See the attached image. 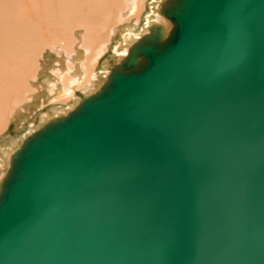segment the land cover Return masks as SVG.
<instances>
[{"label":"water","instance_id":"water-1","mask_svg":"<svg viewBox=\"0 0 264 264\" xmlns=\"http://www.w3.org/2000/svg\"><path fill=\"white\" fill-rule=\"evenodd\" d=\"M155 9L12 153L0 264H264V0Z\"/></svg>","mask_w":264,"mask_h":264},{"label":"bare ground","instance_id":"bare-ground-1","mask_svg":"<svg viewBox=\"0 0 264 264\" xmlns=\"http://www.w3.org/2000/svg\"><path fill=\"white\" fill-rule=\"evenodd\" d=\"M161 1L55 0V7L61 8L57 18L61 23L68 22L70 25L62 28L58 27V23L45 17V14L51 10L48 7L49 4L42 13L38 12L34 4L32 5L31 10L37 11V13L32 16L33 12L30 11L29 15L22 19V23L26 27L23 30L24 33L13 35L11 40L18 44L15 46L16 51L4 53L1 56L4 59L0 60V67L3 63L10 61L6 58H14L13 76H11L14 78V82L16 78L18 80V75H15L14 70L17 71L20 60L23 62L22 59H25L26 49L29 51L36 42L42 48L50 45L51 49L56 51V58L54 57L55 61L49 65V74L42 73V81L32 88L30 96H27L30 93L26 95L27 100L24 104L31 103L28 107L22 105V100L16 101L17 97L13 98V103L19 106L17 108L19 119L15 116L17 118L15 122H17L16 125H20L22 130L18 129L19 132L15 133L16 135H7L8 138L0 141V180L6 174L12 153L26 137L52 117L64 115L72 110L82 95L94 93L105 81L109 67L112 65L111 60H114V63L119 62L127 54L129 47L149 31L153 22L168 26V19L155 9ZM108 30V34L104 32ZM53 34L68 42L64 44L62 40L56 39L52 45L48 36ZM73 34H75V39ZM56 42H58L57 45ZM48 43L49 45H46ZM108 50H110V55L99 64L101 57ZM38 52L39 50L36 55L40 56L41 52ZM38 60L36 58V61ZM35 64L37 62L33 64V69L41 67V65L37 67ZM43 67L45 68V66ZM40 71L37 69L36 72H33L32 80ZM15 86L16 83H14ZM76 89L81 90L80 96L77 95ZM7 98L1 99L0 107L8 105L6 104ZM32 108H36L35 112L31 111ZM30 118L32 120H29Z\"/></svg>","mask_w":264,"mask_h":264},{"label":"rangeland","instance_id":"rangeland-1","mask_svg":"<svg viewBox=\"0 0 264 264\" xmlns=\"http://www.w3.org/2000/svg\"><path fill=\"white\" fill-rule=\"evenodd\" d=\"M50 3H51V6H50ZM33 4L36 6L39 13L44 12L48 7H50L51 10L47 14H45V17L52 22L58 23L59 28L70 26L68 24V22L61 23L59 21V19L57 18V15H59L61 8L58 9V6L55 7V0H53V1L52 0H0V60L4 59L1 57L4 53H7V52L11 53V52L16 51L15 46H17L18 44L11 42L12 37H13V35H16V34L22 35L24 33L23 30L26 27L23 25L22 19H24L26 16H28L29 12L32 11L31 7ZM47 5H48V7H47ZM32 12H33L31 14L32 16H34L33 14L37 13V11H32ZM143 14H142V16H143ZM110 20H111V17H110ZM104 32L108 34L109 30L104 31ZM72 36L75 39V37H74L75 34H73ZM56 39L62 40V42L64 44H66L68 42L64 39H60L55 34H53L52 36H48V40L51 42L52 45H54ZM30 44H31V42H30ZM57 44H58V42H56V45ZM38 45H39L38 42H36L29 49V51H28V49H26L27 55H26L25 59L21 58L23 60V62L20 60V63L18 65L19 69H17V71L14 70V72L16 73L15 75L16 76L18 75L17 76L18 80H17V78L15 79L17 82L16 81L14 82V78H12V76H13L12 75V73H13L12 65L14 64V58H12V59L6 58L7 60H10V61L3 63L0 67V73L2 71V74L0 75V101L3 97H8L7 98L8 101L6 102V104L9 105V106L4 105V106L0 107V141L6 139V137L8 138L9 136H14V135H16L15 133H18L19 131L22 130L19 127L20 125H16L17 122H15V120L19 117L17 115V113H18L17 108H19V106H17L15 103H13L14 102L13 98L16 99V97H17L16 101L22 100V102H23L22 105L28 107V105H30L31 103L24 104L27 100V98H25V97L30 96L31 92H32V88L33 87L35 88L42 81V79H41L42 73L45 72V73L49 74V69H50L49 65L55 61L54 57L56 58V55H55L56 51L51 49V46L49 45V43L46 44L49 46H45L44 48L39 47ZM38 50H39L38 53L41 52L40 56H39V54L36 55V52ZM109 55H110V50H108L105 53V55L103 57H101L99 64H101L103 61H105V59H107V57ZM26 58H28V59H26ZM36 58H38L39 60L36 61ZM35 62H37V64H38V65L35 64L37 67H39V65H41V67L37 68L38 71H40V70L41 71L36 73V78L34 80H32L31 75L33 74V72L37 71L36 68L33 69V66H34L33 64ZM111 62L113 64L114 60H111ZM43 66H45V68H47V69H45ZM30 81H31V83H30ZM14 83H16L15 87H14ZM15 89H16V92L14 93ZM28 93H30V94H28ZM76 93H77V95L80 96L82 92H81V90L76 89ZM32 110H33V112H35L34 110H36V108L35 109L32 108L31 111ZM29 120H32V119L30 118ZM18 129H19V131H18ZM7 135H9V136H7Z\"/></svg>","mask_w":264,"mask_h":264}]
</instances>
